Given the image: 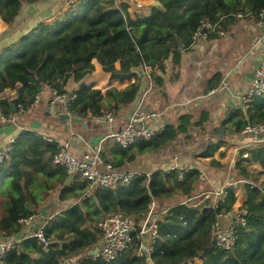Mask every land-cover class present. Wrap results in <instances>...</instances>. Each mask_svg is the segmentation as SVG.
Listing matches in <instances>:
<instances>
[{"label": "trees", "instance_id": "obj_1", "mask_svg": "<svg viewBox=\"0 0 264 264\" xmlns=\"http://www.w3.org/2000/svg\"><path fill=\"white\" fill-rule=\"evenodd\" d=\"M40 1L0 0V17L13 24L24 3ZM160 2L161 6L152 4L147 14L134 17L125 2L78 0L51 23L38 22L2 49L0 91L20 84L14 105L8 100L0 101V106L5 107L4 114L9 115L14 108L19 111V105L28 110L37 99L39 87L67 93L65 86L69 79L81 81L95 70L94 59L104 71L111 73L112 79L134 78V81L123 89L112 86L105 91L83 84L76 90L77 98L68 109L72 115L82 118L109 112L115 115L130 106L143 91L144 77L137 73L139 67L151 68L148 79L155 94L159 92L166 97L164 74L168 62L176 67L181 65L183 55L192 50L195 35L206 23L212 25L206 28L210 41L220 38L222 31L230 32V27L241 18L256 21L264 10V0ZM248 12L253 16L238 17L239 13ZM222 79V72H217L207 90L218 88ZM245 107L246 111L242 108L230 111L222 123L224 131L239 135L248 124L264 123V94L251 96ZM209 118L208 111L199 118L193 113H183L150 139L136 140L127 147L113 140L106 143L102 155L115 167L122 168L140 156L175 148L180 138L187 146L193 145L200 132L206 130L204 124ZM222 144L221 139L214 138L199 153L213 156ZM57 152L55 142L25 129L0 166V233L20 237L26 228L20 219L38 214L42 223L46 221L45 234L53 241L46 249L34 236L23 238L3 256L2 264H65L75 257L78 264H148V257L154 264H264V143L243 147L234 163L237 179L244 180L242 207L248 214L246 224L237 226L238 237L232 249L213 243L212 226L219 214L233 209L239 195L237 190L229 188L226 200L217 207L211 205V198L196 205L190 203L198 192L200 169H158L149 175L138 174L129 185L91 189L86 179L80 175L70 179L65 168L53 162ZM211 163L222 167L215 159ZM68 181L71 182L67 184ZM57 188L58 201L68 203L52 218L42 217L37 196L42 200ZM154 199L162 214L158 220L159 235L149 255L138 252L145 237L139 239L137 235H134L135 246L115 260L89 255L102 238L100 221L122 212L142 222Z\"/></svg>", "mask_w": 264, "mask_h": 264}, {"label": "crops", "instance_id": "obj_2", "mask_svg": "<svg viewBox=\"0 0 264 264\" xmlns=\"http://www.w3.org/2000/svg\"><path fill=\"white\" fill-rule=\"evenodd\" d=\"M136 1L137 4H135ZM150 1L151 3L145 4V0H117V3H127L129 12L136 17L149 12L150 5L154 2L153 0ZM138 2L141 4L140 6H137ZM70 7L69 0H41L33 4L24 3L21 13L13 24L6 23L0 17V61L3 57L2 49L4 47L14 43L26 32L28 33L38 22L51 23ZM229 31L230 33L228 32V34L230 36H221L210 41L202 37L198 38L192 50L183 55L180 66L176 67L171 61L168 62V71L164 74L167 96H160L159 92L155 94L153 91L148 102L151 107L154 106L155 109L160 111L158 116L152 121L154 127L162 129L167 124L176 122L183 113H193L196 118H199L201 113L208 111L210 118L204 124L206 127L204 133L201 131L202 133L200 132V135H198L195 142L198 143L204 139L213 138L214 140V138H219L214 131L222 128L223 121L235 107L246 111L242 99L248 94L247 90L251 86L253 71L264 53V45L255 44L253 40L257 34L263 32L257 26L256 21L250 18L239 19L230 27ZM93 62L95 70L83 80L69 79L65 86L68 92L79 90L83 84L93 85V87L100 88L102 91L112 86L123 89L134 81V78L125 81L112 79L111 73L104 71L105 69H103L97 59H94ZM119 65L117 63L118 67ZM145 70H147L146 75L142 76L144 77L143 91L150 84L153 85L151 79H148L149 70ZM217 72H222V82L225 80L227 83L222 84L221 82L220 86L216 90L214 89V92L213 90L209 91L207 90L208 83ZM19 86L20 84L15 88H7L0 91V101L8 100L11 104L18 95ZM41 88L43 89L39 92L37 101L32 107L22 113L14 108L13 112L7 115L13 120H7L2 123L0 128V147H4L5 144L12 142L14 139L16 140L25 129H31L42 136L44 134L52 137L61 145L68 146L79 157L84 156L99 145L106 150V143L112 142L110 135L128 124L131 113L143 92L130 106L117 111L113 121H101L94 117L82 118L72 115L62 104L54 102L50 87ZM4 110L5 107L0 106V120L5 115ZM224 133L223 138H221L222 141L226 140V130ZM234 135L229 132V138L235 139L237 137L243 143L242 145L248 141V138L242 134ZM185 144L184 139L180 138L176 149L184 150L183 145ZM173 151H175L174 148L170 147L162 153L140 156L136 161L128 163L124 168L134 169L142 173H152L158 169L167 171L173 166L200 169L204 175L199 182L197 195L189 200L190 203L196 205L203 202L206 198H211L212 200L213 195L211 193L214 191H210V188L212 190L218 189L222 185L223 180H225H221L219 176L221 172L218 169L221 167L212 165V159L220 161L222 165L228 163V166L232 165L233 167L235 163V160L227 162L231 157L232 149H225L223 144L210 157L201 156L198 151L192 155V158H189L181 156L183 153L173 155ZM205 161H208V165L205 167L201 166ZM70 182L68 181L67 184ZM44 194L46 193L43 192ZM59 194V188L52 189L40 202L39 209L41 212L44 205L49 206L48 211L51 206H57L58 209L55 212L48 214L47 217L49 218L60 212L68 203L58 201ZM208 195H212V197ZM40 197V195L37 196V199H40ZM70 202L75 201L71 200ZM240 204H242V200L239 195L236 206ZM226 220L229 221L230 218H226ZM43 222L44 224L46 223L45 220ZM41 223L42 219L39 218L33 224L26 226L20 237H8L0 233V242L9 238H20L22 241L23 238L29 237L35 232ZM74 262H78L77 257L70 259L66 263L75 264ZM148 264H154L153 260L148 258Z\"/></svg>", "mask_w": 264, "mask_h": 264}, {"label": "built area", "instance_id": "obj_3", "mask_svg": "<svg viewBox=\"0 0 264 264\" xmlns=\"http://www.w3.org/2000/svg\"><path fill=\"white\" fill-rule=\"evenodd\" d=\"M78 0H69V3H73ZM155 1V0H153ZM251 17L253 16L250 12L239 13L238 17ZM257 26L262 29L263 33H259L254 37L255 44L264 45V10H262L256 20ZM210 23H206L205 32L202 29L195 35L194 39L202 37L207 39L206 28H211ZM228 32H220V36H226ZM146 69L151 71V68ZM227 81L223 80L222 84H226ZM216 90V89H215ZM213 89V92L215 91ZM154 91V86L150 84L145 91L142 92L141 98L138 101L135 109L132 111L130 120L128 124L122 129L112 133L110 138L120 143L122 146L127 147L131 143L139 139H150L153 135L157 133L159 129L152 125V121L158 116L159 112L155 107H151L148 102ZM53 99L55 103H60L64 108L69 109L71 103L77 98V92L71 91L67 93H59L56 89H52ZM245 97L242 102L245 104L247 100L254 95L264 94V53L259 60L258 65L253 71V78L251 86H249ZM38 98V97H37ZM37 99L35 100V102ZM31 105V107L35 104ZM156 104V101H155ZM238 107H235V109ZM19 112H24L22 105H19ZM101 121H113L114 114L109 112L100 116L94 117ZM11 121L13 119L3 115L0 120V128L4 121ZM244 137L248 138L245 146H253L260 143H264V123L248 124L241 131ZM43 137L50 141L55 142L58 147V152L53 157V162L56 165H60L65 168L68 176L71 178L80 175L83 179H86L90 184L91 189L95 187H115L119 184L129 185L132 180L140 173L134 169L117 168L112 162H108L104 159L102 155V146L99 145L97 148H93L91 151L87 152L84 156L79 157L75 155L66 145H61L56 142L52 137L44 135ZM15 139L0 147V166L8 158L11 150L12 144ZM249 154H245L247 156ZM176 168V166L171 167L169 170ZM181 168V167H179ZM189 168H181L183 170H189ZM180 177H183V172H180ZM148 175L150 173H147ZM201 173V178H203ZM244 182L243 179H232L224 183L221 189L211 193L213 195L212 206H218L220 203L224 202L227 197L228 189L233 188L237 190L241 183ZM210 196V195H208ZM239 197V196H238ZM238 200V199H237ZM237 202V201H236ZM162 212L158 209L157 201L154 199L150 204V209L142 220L138 222L132 216H128L122 212H116L114 214L106 216L99 223V228L102 231V238L99 242V254L94 256H103L106 260H115L120 256L121 253L133 248L136 244L134 235H137L139 239L145 237L141 241V246L139 248L140 254L149 255L153 250V242L157 238L158 234V220L161 217ZM248 211L246 208L242 207V204L233 206V209L227 213L219 214L217 221L212 226V241L213 243L223 249H232L236 244L237 239V226L246 224V215ZM40 217L38 214H32L28 217L20 219V221L25 225L29 226L33 224ZM226 218H230L229 221ZM30 236L36 237L41 244L47 249L52 240L45 234L44 223L33 232ZM20 238H9L5 241L0 242V264L3 256L12 249H15L20 243ZM150 258V257H148ZM78 264V262H74Z\"/></svg>", "mask_w": 264, "mask_h": 264}, {"label": "rangeland", "instance_id": "obj_4", "mask_svg": "<svg viewBox=\"0 0 264 264\" xmlns=\"http://www.w3.org/2000/svg\"><path fill=\"white\" fill-rule=\"evenodd\" d=\"M147 3H151V1L150 0H145V4H147ZM135 4H137V1L135 2ZM140 5L141 4L138 2V5L137 6H140ZM226 36H230V34H227ZM225 137H226V140L222 141L225 149L226 148L227 149L228 148H231L232 149V152L230 153L231 154V157L230 158L228 157L229 159L227 158L228 159L227 162H230L231 160H236L238 158L239 152L244 147V145H242L243 143L241 141H239V139H237V137H235V139H230L229 138V132L228 131H226ZM212 141H213V138L212 139L210 138L209 140L208 139H204V140H202V141H200L198 143H195L193 145H188L187 146L185 144V145H183L184 148H185L184 150H182V149L177 150L176 149L177 147H175L174 148L175 151H173V155H179L180 153H183V154H181V156H183V157L186 156V157L192 158V155H194L198 151L200 152L202 150H205V148L208 145H210L212 143ZM222 151H224V150H222ZM199 155H201V154H199ZM200 162H202V160H200ZM206 165H208V161L207 162L205 161L204 163H202L201 166L205 167ZM233 168L234 167L232 165H229L228 166V163H224V165H222V167L220 169H218V170L221 172L220 175H219L221 177V180H223V179H225V180H223L222 185L218 189L212 190L210 188V191H218L219 189H221L222 186L224 185V183L227 181V179L228 180H232V179L239 178L238 175H237V173H236V171L233 170ZM262 179H264V176H262ZM242 188H243V185H240V187L238 188V192H239V195H240V199L243 201V198L245 196L244 195L245 194V191ZM210 196L212 197V195H210ZM39 200L41 202V197H40ZM56 209H58L56 205L55 206H51L49 208V211L50 212H48V214L49 213L51 214V213L55 212Z\"/></svg>", "mask_w": 264, "mask_h": 264}, {"label": "water", "instance_id": "obj_5", "mask_svg": "<svg viewBox=\"0 0 264 264\" xmlns=\"http://www.w3.org/2000/svg\"><path fill=\"white\" fill-rule=\"evenodd\" d=\"M153 4L156 5V6H161V2H160V0H155V1L153 2ZM202 32H205V29H202ZM180 49H183V45H182V44H180ZM146 71H147V70H145L144 67H139V68L137 69V73H138L140 76H144V75H146ZM42 89H43V88L39 87V88H38L39 92H41ZM11 104L13 105V102H12ZM214 132L217 133V135L219 136L220 139L223 138V134H225L223 128H218V129H216ZM48 212H49V211H48V205H44V206L42 207L41 216H42V217H47V216H48ZM97 254H99V247H98V246L95 247L94 249H92V250L89 251V255H93V256H94V255H97ZM149 259H151V258H149ZM66 264H67V263H66Z\"/></svg>", "mask_w": 264, "mask_h": 264}]
</instances>
